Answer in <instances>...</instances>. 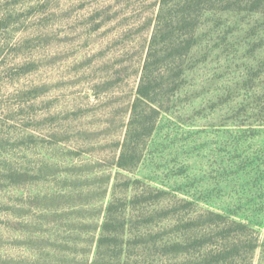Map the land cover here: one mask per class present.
Listing matches in <instances>:
<instances>
[{
  "label": "rangeland",
  "instance_id": "374dc122",
  "mask_svg": "<svg viewBox=\"0 0 264 264\" xmlns=\"http://www.w3.org/2000/svg\"><path fill=\"white\" fill-rule=\"evenodd\" d=\"M155 1L0 0L2 258L22 253V222H34L33 238L47 241L79 222L69 209L56 211L58 187L69 191L81 179L83 190L97 194L106 176L113 181L115 145L140 78ZM103 3L122 13L98 28L89 8ZM238 73L234 66L232 77ZM198 105L183 101L161 115L137 177L255 219L264 233V129L245 134L211 112L200 114ZM36 253L33 243L32 260Z\"/></svg>",
  "mask_w": 264,
  "mask_h": 264
},
{
  "label": "trees",
  "instance_id": "16d2710c",
  "mask_svg": "<svg viewBox=\"0 0 264 264\" xmlns=\"http://www.w3.org/2000/svg\"><path fill=\"white\" fill-rule=\"evenodd\" d=\"M92 8L98 28L122 13L111 3ZM146 22L140 78L115 145L113 181L106 176L97 194L83 190L81 179L69 191L58 187L56 211L69 209L66 215L76 214L79 222L52 241L33 238L34 222H22V253L0 256V264H255L258 256L264 264L261 222L136 175L161 115L180 102L199 101L200 114L211 112L248 135L264 129V0H156ZM234 66L239 73L232 77ZM108 196L109 202H99Z\"/></svg>",
  "mask_w": 264,
  "mask_h": 264
}]
</instances>
